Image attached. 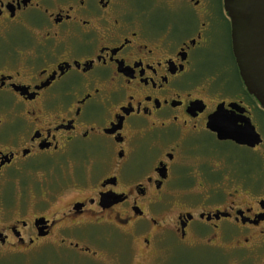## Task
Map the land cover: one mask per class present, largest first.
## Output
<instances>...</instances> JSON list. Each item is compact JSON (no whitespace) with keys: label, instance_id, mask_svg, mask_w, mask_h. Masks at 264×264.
<instances>
[{"label":"flooded vegetation","instance_id":"1","mask_svg":"<svg viewBox=\"0 0 264 264\" xmlns=\"http://www.w3.org/2000/svg\"><path fill=\"white\" fill-rule=\"evenodd\" d=\"M224 28L229 61L200 70L224 53ZM3 99L15 104L0 103V176L42 185L45 207L76 195L0 223V250L71 247L90 264H126L135 240L162 264L202 245L264 254V105L224 0H0ZM247 125L260 142L216 129Z\"/></svg>","mask_w":264,"mask_h":264},{"label":"rangeland","instance_id":"2","mask_svg":"<svg viewBox=\"0 0 264 264\" xmlns=\"http://www.w3.org/2000/svg\"><path fill=\"white\" fill-rule=\"evenodd\" d=\"M157 18L161 21L164 19V13L158 11ZM183 17V16H182ZM175 19V18H174ZM190 23L188 16L185 15L184 18L179 19L175 23V27L178 29H184ZM217 44L223 47L224 53L220 56H214L212 54L203 55L200 70L211 71L217 68L219 61H229V56L227 53V28H224L222 35L219 36ZM233 83H239L235 75H232ZM233 84V85H234ZM237 86V85H234ZM6 108L13 107L15 104L13 99H3L0 100ZM79 173L83 172V165H79ZM85 168V166H84ZM89 173L88 168L86 175ZM90 182V175H88ZM62 179L59 178V181ZM32 182L22 178L13 181H9L2 176H0V223L2 222H16L20 219H28L29 217L39 214L42 211L46 213H54L65 209L66 201L70 197H74V191H69L62 200H57L55 197H51L54 205H49L45 207L41 204L43 197L40 192L43 186L35 184V189L33 190ZM52 189H59V183L56 184V180H51ZM49 197L52 193H48ZM55 194V193H54ZM134 253L127 256L126 264H162L159 258V252L163 253L160 246L156 247L153 251L146 253L142 242L135 240ZM49 246H39L34 247L30 251H25L23 249L13 251L8 248H2L0 250V264H90V254L83 252L76 248L64 247L63 251L67 254L62 255L61 251L54 247ZM57 247V246H56ZM142 248H144L145 254ZM172 249V248H171ZM169 251V255L171 252ZM142 250V251H141ZM27 253V255H24ZM252 252H246L242 256V251H237L232 248L231 245L223 243L219 245H202L190 248H176L174 254L168 264H262L264 263V254L261 252H255L256 254H251ZM163 256L162 261L166 259Z\"/></svg>","mask_w":264,"mask_h":264},{"label":"water","instance_id":"3","mask_svg":"<svg viewBox=\"0 0 264 264\" xmlns=\"http://www.w3.org/2000/svg\"><path fill=\"white\" fill-rule=\"evenodd\" d=\"M232 25L233 50L249 92L264 105V0H224ZM221 107L218 108L220 110ZM218 112V111H217ZM212 123L216 125V116ZM238 142L261 141L253 125L244 129L216 128Z\"/></svg>","mask_w":264,"mask_h":264}]
</instances>
